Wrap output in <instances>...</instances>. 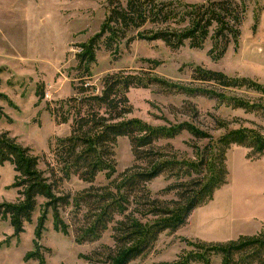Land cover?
<instances>
[{"label": "rangeland", "instance_id": "374dc122", "mask_svg": "<svg viewBox=\"0 0 264 264\" xmlns=\"http://www.w3.org/2000/svg\"><path fill=\"white\" fill-rule=\"evenodd\" d=\"M178 1L201 4L209 0ZM235 1L246 12L237 41L232 38L221 56L214 50L211 38L201 48L186 43L176 49L162 40L135 39L130 44L123 40L118 45L117 56L103 45L97 50L86 79L88 84L99 93L108 74L120 70L148 72L168 82L264 102V92L194 80L195 69L203 67L231 77H247L264 85V0ZM108 12V0H0V91L8 97L0 100V135L7 133L23 147L30 148L47 175L50 166L56 164L53 148L57 140L71 132L70 122L59 123L52 108L76 94L79 44L100 30ZM128 97L133 108L129 117H137L152 126L189 122L209 134L198 139L183 130L173 138L159 140V146H166L165 152L179 159L195 160L208 142L235 128L253 127L264 133L261 112L234 108L206 94L191 95L153 83L148 87L130 88ZM218 118L228 122L226 128L217 127ZM115 152L117 175L135 163L128 137L118 138ZM250 152L247 147L232 144L227 151V182L216 190L213 199L195 208L176 231L161 233L145 254L129 264L172 263L192 248L191 241L219 242L264 231V153L249 155ZM16 175L13 164H0V203L20 199L14 186ZM108 181L102 172L94 183L102 185ZM170 182L166 174L153 179L148 184L153 197L174 198V192L163 191ZM89 186L90 183L73 175L58 190L73 197ZM44 202V198L38 199L32 221L26 222L25 230L18 235L9 218L0 216V264H88L84 255L102 245L114 246L111 228L100 240L77 242L76 228L83 213H77L73 205L61 211L70 225L69 231L56 228L50 211L39 237L38 220ZM36 240L40 248L36 247ZM36 249H40L43 260L30 256ZM213 264H221V258L214 257Z\"/></svg>", "mask_w": 264, "mask_h": 264}, {"label": "trees", "instance_id": "16d2710c", "mask_svg": "<svg viewBox=\"0 0 264 264\" xmlns=\"http://www.w3.org/2000/svg\"><path fill=\"white\" fill-rule=\"evenodd\" d=\"M108 9L100 30L79 44L76 94L62 99L59 106L52 108L59 123L70 122L71 132L57 140L53 148L56 164L50 166V174L39 167V157L33 155L30 148L23 147L7 133L0 135V164L10 162L14 165L17 172L14 186L20 195L17 202L0 203V216L9 218L18 235L25 230V223L32 221L38 199L44 198L37 229L41 237L50 211L56 228L69 231L70 225L61 211L73 205L77 213H83L76 228L77 242L100 240L112 229L114 246L102 245L84 255L88 264H129L145 254L161 233L176 231L195 208L213 199L216 190L227 182V151L232 144L249 148V155L264 153V133L253 127H239L208 142L195 160L179 159L165 152L166 146H159V140L173 138L183 130L198 139L209 134L189 122L152 126L137 117H129L133 109L128 97L130 88L156 83L165 89H180L191 95L206 94L234 108L261 112L263 116L264 102L168 82L148 72L137 74L126 70L104 76L102 90L95 93L94 86L86 79L101 45L117 56L118 45L123 40L128 44L135 39L162 40L176 49L186 43L201 48L211 38L214 50L221 56L232 38L237 41L246 12L235 0H209L201 4H183L178 0H108ZM194 80L264 92V85L250 78L231 77L203 67L195 69ZM7 99L0 91V100ZM216 123L218 128L228 125L220 118ZM120 137L129 138L135 163L116 175L115 146ZM102 172L108 183L95 185L96 177ZM161 174L171 179L163 190L174 192L175 197L170 200L153 197L148 186ZM73 175L90 186L72 197L59 192L58 188ZM189 245L192 248L178 260L158 264H213L216 256L221 258V264H264V231L219 242L191 241ZM40 246L36 240V247ZM30 256L43 260L40 249Z\"/></svg>", "mask_w": 264, "mask_h": 264}]
</instances>
